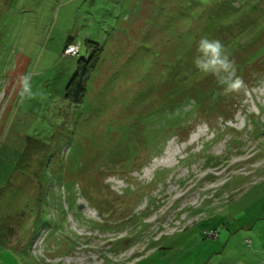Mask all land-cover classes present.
I'll return each mask as SVG.
<instances>
[{
	"label": "rangeland",
	"instance_id": "rangeland-1",
	"mask_svg": "<svg viewBox=\"0 0 264 264\" xmlns=\"http://www.w3.org/2000/svg\"><path fill=\"white\" fill-rule=\"evenodd\" d=\"M0 264H264V0H0Z\"/></svg>",
	"mask_w": 264,
	"mask_h": 264
},
{
	"label": "clouds",
	"instance_id": "clouds-1",
	"mask_svg": "<svg viewBox=\"0 0 264 264\" xmlns=\"http://www.w3.org/2000/svg\"><path fill=\"white\" fill-rule=\"evenodd\" d=\"M196 55L193 58L194 68L204 76L214 77L218 84L224 85L223 93L239 92L245 87L244 80L234 76L235 60L219 39L202 36L196 45ZM40 98L46 99L44 93L33 89L32 74L25 73L19 78L18 104Z\"/></svg>",
	"mask_w": 264,
	"mask_h": 264
},
{
	"label": "trees",
	"instance_id": "trees-1",
	"mask_svg": "<svg viewBox=\"0 0 264 264\" xmlns=\"http://www.w3.org/2000/svg\"><path fill=\"white\" fill-rule=\"evenodd\" d=\"M92 55L93 54L91 53L87 57L88 58L87 61L85 59H82L78 63V69L75 72V74L73 75V77L71 78V80L67 86L65 97L71 102L79 103L81 101L83 95H85V92H86L85 82L91 73L90 69L93 67L94 62H96V60H97V56H95V55L92 56ZM92 61H94V62L92 63ZM92 70H93V68H92ZM179 113L181 116H184L186 114V111L182 110ZM122 240H124V239H122ZM125 240H126V238H125ZM126 242H128V241L126 240Z\"/></svg>",
	"mask_w": 264,
	"mask_h": 264
},
{
	"label": "built area",
	"instance_id": "built-area-1",
	"mask_svg": "<svg viewBox=\"0 0 264 264\" xmlns=\"http://www.w3.org/2000/svg\"><path fill=\"white\" fill-rule=\"evenodd\" d=\"M77 46L79 47V45H77ZM70 50H71V52L74 51V47L73 46H69L68 47V50L67 49L65 50L66 51L65 53L69 54L70 53Z\"/></svg>",
	"mask_w": 264,
	"mask_h": 264
}]
</instances>
